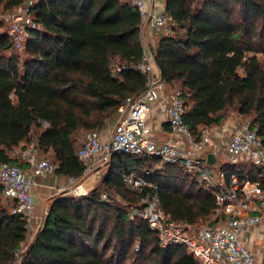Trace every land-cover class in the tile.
<instances>
[{"label": "trees", "instance_id": "trees-1", "mask_svg": "<svg viewBox=\"0 0 264 264\" xmlns=\"http://www.w3.org/2000/svg\"><path fill=\"white\" fill-rule=\"evenodd\" d=\"M30 1L0 0V9ZM32 11L41 27L24 58L0 18V165L26 168L16 149L37 137L56 173L81 177L78 134L101 131L128 96L146 87L137 68L143 19L132 0H35ZM165 12L173 23L158 34L155 53L167 85L184 92L189 128L221 125L233 107L264 142V0H165ZM116 64L124 66L119 74ZM133 167L149 182L141 192L123 179ZM223 170L264 189V165L225 163ZM102 186L55 197L17 263L29 238L27 220L11 211L0 185V264H202L184 244L163 247L147 221L128 215L142 197L158 193L176 221L211 218L216 199L199 176L160 157L117 152ZM103 193L114 200L116 193L124 205Z\"/></svg>", "mask_w": 264, "mask_h": 264}, {"label": "built area", "instance_id": "built-area-1", "mask_svg": "<svg viewBox=\"0 0 264 264\" xmlns=\"http://www.w3.org/2000/svg\"><path fill=\"white\" fill-rule=\"evenodd\" d=\"M132 1L143 20H152L154 34L170 31L173 23L171 15L157 11L155 3L150 9L147 0ZM33 3L31 1L18 8L0 11V18L8 22V32L18 52H26L32 31L41 27L32 11ZM123 68L116 64L113 71L119 74ZM137 68L146 76V87L140 93L128 96L119 106L118 119L109 138L103 139L97 133H90L86 137L77 151L84 166L83 174L81 177H73L72 181L91 176L97 157L99 163L105 165L117 152L156 156L167 163H179L189 173L199 176L215 197L217 205L212 220L199 228L176 221L163 209L158 193L142 197L137 206L129 209V218L147 221L158 232L163 247L186 245L202 264H264V260H260L250 247V238L259 234L257 227L264 223V189L259 181L242 178L235 172L227 177L224 170L221 175L227 180L219 183L208 161V154L213 153L214 156H225L226 163L232 165L243 161L264 165L263 139L251 127L250 120L241 119L233 124H228L226 120L218 126H202L198 133H194L185 121L188 107L183 90H168L167 83L161 79L153 50L146 44L143 59ZM156 106L164 108L172 133L185 139V144L175 139L160 141L151 136L149 119ZM215 142V150L209 151L207 146ZM20 157L28 166L0 165V185L3 188V199L10 203L13 213L21 214L27 220L28 237H32L36 208L32 191L35 183L33 174L49 176L55 172L56 164L44 154L37 137L20 152ZM123 179L135 192H141L149 184L138 167L124 171ZM65 189L60 188L59 191ZM89 192L82 183L73 188L74 195ZM102 198L114 200L107 193H103ZM44 220L45 217L40 229ZM24 250L16 253L17 263L21 261Z\"/></svg>", "mask_w": 264, "mask_h": 264}, {"label": "crops", "instance_id": "crops-1", "mask_svg": "<svg viewBox=\"0 0 264 264\" xmlns=\"http://www.w3.org/2000/svg\"><path fill=\"white\" fill-rule=\"evenodd\" d=\"M153 5L156 4V10L157 11H165V0H152ZM147 5L151 9L153 6H151V0H147ZM142 38L146 45L150 46L152 50L155 51L156 44L158 42V35L153 33L152 30V20L150 18H146L143 20L142 23ZM168 90L172 91L171 87L168 85ZM229 117V120H228ZM118 119V115L113 116L111 119H109L104 126V128L97 132L99 136L103 139L109 138L112 134L114 124ZM226 120L228 121V124H233L235 121L237 122L240 120L239 118H233L230 116H227ZM225 120V122H226ZM44 126L47 127L48 123L43 122ZM39 128L37 129L40 131ZM149 131L153 138L160 140V141H166L169 139H175L177 141H181L183 144L185 139H183L181 136L172 133L170 129V125L168 122V116L166 114V111L163 107H154L149 119ZM210 149L209 151H213L216 148V142L213 143L210 147L207 146V149ZM23 149H16V154L20 156V152ZM216 162L211 165L210 169L213 173L215 179L219 183H225L226 178L221 175V172L223 170V165L226 163V157L225 156H215ZM224 159V160H223ZM94 172L91 176L84 180H77L76 182L72 181L73 177H70L65 174H58L56 172H53L49 176H41L33 174L34 177V185L32 187V191L35 195V215L33 218V231H32V237H29V243H31L34 238L36 237L37 233L40 230V227L43 223L44 217H46L47 212L49 211V208L52 205L53 199L57 196H63L68 194H73V188L76 184L82 183L85 188L89 191L94 189L98 186V177L99 175L108 168V164L101 165L98 161V157L95 159L94 163ZM60 188H66L64 191H59Z\"/></svg>", "mask_w": 264, "mask_h": 264}, {"label": "rangeland", "instance_id": "rangeland-1", "mask_svg": "<svg viewBox=\"0 0 264 264\" xmlns=\"http://www.w3.org/2000/svg\"><path fill=\"white\" fill-rule=\"evenodd\" d=\"M33 2L35 0H32ZM31 2V1H30ZM0 11L2 12V10L0 9ZM5 27L8 29V22L5 21ZM20 55L24 58L26 56V52H19ZM227 114L228 116L230 117H233V118H236V119H241V120H250L249 117L247 116H244V115H241L239 114L233 107L229 108L227 110ZM91 132L89 131H85V130H82L79 134H78V140H79V145H81L83 143V141L86 139V137L90 134ZM51 161H53L52 157L51 156H47ZM224 160V159H223ZM108 168H106L98 177V186H102V180L104 178V175L106 174ZM82 180H84V178H82ZM91 191V190H89ZM113 196L115 197V200H113L112 202L114 203H117V204H121V205H124L123 201L121 200V198L116 194V193H113ZM212 220V217L209 218V219H205V220H202L200 223H197V224H194L192 225L193 228H199L207 223H209L210 221ZM257 231L259 232V234H255V236H253L252 238H250V241H254L256 246L259 248V253L258 254H255L254 251L253 253L260 259V260H264V236L262 233H264V223L257 227ZM250 242V244H251ZM29 240L25 243L24 245V249H26V247L29 245ZM251 247V246H250ZM252 249V248H251Z\"/></svg>", "mask_w": 264, "mask_h": 264}, {"label": "water", "instance_id": "water-1", "mask_svg": "<svg viewBox=\"0 0 264 264\" xmlns=\"http://www.w3.org/2000/svg\"><path fill=\"white\" fill-rule=\"evenodd\" d=\"M151 6H153V1L152 0H151ZM153 53H154V59H155L156 65H157V67H158V69H159V71L161 73V79L164 80V75H163V72H162V69H161L160 62H159L158 57H157V55H156L154 50H153ZM208 161L211 164H214L216 162V158L213 155V153H209L208 154Z\"/></svg>", "mask_w": 264, "mask_h": 264}, {"label": "flooded vegetation", "instance_id": "flooded-vegetation-1", "mask_svg": "<svg viewBox=\"0 0 264 264\" xmlns=\"http://www.w3.org/2000/svg\"><path fill=\"white\" fill-rule=\"evenodd\" d=\"M252 250L254 251L255 254H258L259 253V248L256 246L255 242L252 241L251 244H250Z\"/></svg>", "mask_w": 264, "mask_h": 264}]
</instances>
